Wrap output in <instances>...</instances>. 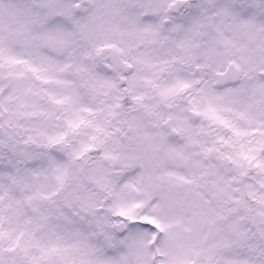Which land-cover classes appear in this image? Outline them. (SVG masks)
<instances>
[{
    "label": "snow or ice",
    "instance_id": "obj_1",
    "mask_svg": "<svg viewBox=\"0 0 264 264\" xmlns=\"http://www.w3.org/2000/svg\"><path fill=\"white\" fill-rule=\"evenodd\" d=\"M0 264H264V0H0Z\"/></svg>",
    "mask_w": 264,
    "mask_h": 264
}]
</instances>
